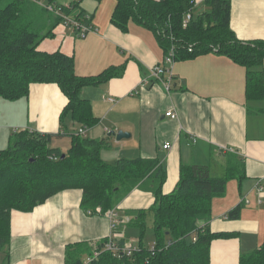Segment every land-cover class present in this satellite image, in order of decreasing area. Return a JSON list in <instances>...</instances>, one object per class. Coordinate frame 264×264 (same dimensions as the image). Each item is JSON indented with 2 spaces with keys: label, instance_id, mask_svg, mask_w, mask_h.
Segmentation results:
<instances>
[{
  "label": "crops",
  "instance_id": "0c3cea01",
  "mask_svg": "<svg viewBox=\"0 0 264 264\" xmlns=\"http://www.w3.org/2000/svg\"><path fill=\"white\" fill-rule=\"evenodd\" d=\"M204 1L194 0L197 12L205 9ZM114 6V0H80L79 7L91 16V30L77 38L70 26L61 23L38 50L73 57L79 77H94L109 67L124 66L120 78L84 87L80 93L98 119L86 129L85 137L107 142L108 147L100 152L105 163L157 159L166 171L162 185L166 195L176 187L180 164L207 165L210 176L216 178L224 174L229 156L239 161L243 178L228 180L225 194L212 200L206 223L212 234H225L210 243L209 264H238L241 256L263 242L264 100L247 101L245 69L217 54L173 63L169 88L163 83L168 75L162 81L149 78L152 68L163 66L162 50L151 32L133 23L126 33L114 27L110 23ZM230 28L242 42L264 40V0H230ZM262 71L264 78V61ZM145 79L150 84L142 88ZM66 104L56 85H31L27 98L16 102L0 99V128L6 126L11 133H74L80 127L69 118L64 126L59 123ZM168 111L175 119L165 116ZM119 131L128 137L116 140L112 133ZM60 139H53L51 145ZM165 144L170 147L163 149ZM81 196V190L67 189L31 212L11 211L10 244L0 251V264H64L67 245L87 243L94 249L110 234L115 243L121 240L137 246L138 230L129 222L134 211L153 204L149 190L135 187L105 214L83 211ZM237 206L241 207L239 218H228ZM150 228L148 220L147 231Z\"/></svg>",
  "mask_w": 264,
  "mask_h": 264
},
{
  "label": "trees",
  "instance_id": "16d2710c",
  "mask_svg": "<svg viewBox=\"0 0 264 264\" xmlns=\"http://www.w3.org/2000/svg\"><path fill=\"white\" fill-rule=\"evenodd\" d=\"M43 1L46 7L59 9L62 16L32 0H0V99L16 102L28 97L31 85L54 84L67 99L59 115L60 125L69 118L80 128H91L98 119L90 103L80 97L81 90L120 78L124 66L109 67L94 77H79L73 57L39 51L38 45L53 37V29L64 22L63 16L85 25L91 20L79 2L60 5L59 0ZM114 1L110 23L121 32L128 31L129 23L151 32L163 58L173 50V63L208 54L225 56L246 71V100H264V40L237 39L230 28V0H205L200 12L194 0ZM186 14L191 19L184 26ZM67 136L71 146L65 153L51 147L53 139ZM107 147L106 141L83 137L78 131L51 135L23 130L10 135L8 147L0 150V251L10 244L13 210L28 213L64 190L79 189L83 211L94 213L100 208L105 214L131 190L141 187L153 194L154 202L147 209L134 211L129 222L138 230L137 249L130 255L114 254L104 249L108 239L94 249L76 243L65 247L64 264H85V258L95 251L98 257L87 264H209L210 243L225 236L212 234L206 226L211 202L225 194L228 180L243 178L239 161L229 156L224 174L216 178L210 176L207 165L180 164L176 187L164 195L166 171L157 159H120L107 164L100 157ZM240 210L237 206L229 211L228 218L238 219ZM148 220L153 249L143 244ZM116 246L122 249L125 244L120 240ZM238 264H264V235L261 246L241 256Z\"/></svg>",
  "mask_w": 264,
  "mask_h": 264
},
{
  "label": "built area",
  "instance_id": "2783aa9c",
  "mask_svg": "<svg viewBox=\"0 0 264 264\" xmlns=\"http://www.w3.org/2000/svg\"><path fill=\"white\" fill-rule=\"evenodd\" d=\"M32 1L37 3L40 6L46 7V5H45L43 0H32ZM46 9H48V11L54 12L57 15H61V12H60L59 9H54L53 7H46ZM63 18H64V22L63 23L65 25H67V26H70L74 30L77 38H84L85 35L91 30L88 25H85L81 21H78L76 19H73V18L67 17V16H63ZM190 19H191V15L190 14H186L185 17H184L183 25L186 26L187 22L190 21ZM172 56H173V50L171 49L169 55H167V56H165L163 58V66H161V65L159 66L158 65V66L152 68L150 70V72H149V78H152L154 80H159V81H162L161 78L163 76L168 75L169 78H167L166 81L163 82L164 85L167 88H169L168 86H169V82H170V79H171L170 71H171V66L173 64ZM148 84H150L149 80L145 79L144 81H142L140 87L144 88ZM109 101H112V100L109 99ZM165 116L169 117L171 119H175V117H176L175 114L172 113V111H168L165 114ZM85 132H86V128H80L78 130V133L81 136H83V137H85ZM169 147H170L169 145L165 144L162 148L163 149H168ZM87 213L88 214H92V212H90V211H88ZM94 213L95 214H100L101 213L100 208H96ZM111 214L112 213L109 212L108 213V217L111 218ZM112 228H113V225H112ZM114 239H115L114 236L112 234H110V236L108 237V242H107V244L105 245V248H104L105 250L111 251L114 254H118V252H121V253H126L127 255H130L132 251L137 249V247L132 245V244L125 245L122 249L118 248L116 246V243H115ZM193 241H195V239H193ZM151 249H153V246H151ZM98 255H99V253L97 251H95L93 253L92 257H86L85 258L84 263L85 264L89 263L90 261H92V259L97 258Z\"/></svg>",
  "mask_w": 264,
  "mask_h": 264
},
{
  "label": "rangeland",
  "instance_id": "374dc122",
  "mask_svg": "<svg viewBox=\"0 0 264 264\" xmlns=\"http://www.w3.org/2000/svg\"><path fill=\"white\" fill-rule=\"evenodd\" d=\"M66 1H68V0H59V2H61L63 5H64V3H66ZM70 1L75 2V3H78V2L80 3V0H70ZM71 16H73V15H71ZM1 125H5V124L2 123ZM5 129H7L6 126H4L3 128L2 127L0 128V150H4L8 147V139H9V134L11 133V130L8 129V131H7ZM77 131L78 130H76V132H74V133L77 134ZM70 133H73V132H70ZM12 134H13V132L10 135H12ZM55 146L59 147L60 151L66 152L71 146V138L67 136V137L61 138L59 141H54V144L52 147H55ZM153 241H154L153 240V233H152V230L150 228L145 234L143 244L147 247H150L152 245ZM137 244H138V240H137Z\"/></svg>",
  "mask_w": 264,
  "mask_h": 264
},
{
  "label": "water",
  "instance_id": "95a60500",
  "mask_svg": "<svg viewBox=\"0 0 264 264\" xmlns=\"http://www.w3.org/2000/svg\"><path fill=\"white\" fill-rule=\"evenodd\" d=\"M112 136H114L116 140H121L123 138H127L128 134L119 131V132H116V133H112Z\"/></svg>",
  "mask_w": 264,
  "mask_h": 264
}]
</instances>
